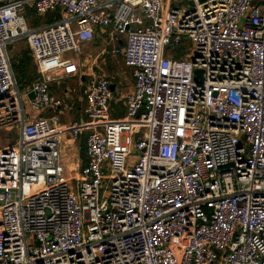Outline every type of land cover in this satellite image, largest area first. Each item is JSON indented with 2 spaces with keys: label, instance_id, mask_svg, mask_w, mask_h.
I'll use <instances>...</instances> for the list:
<instances>
[{
  "label": "built area",
  "instance_id": "1",
  "mask_svg": "<svg viewBox=\"0 0 264 264\" xmlns=\"http://www.w3.org/2000/svg\"><path fill=\"white\" fill-rule=\"evenodd\" d=\"M182 4L0 0V132L20 131L0 149V264H264V0ZM97 32L133 89L90 76L62 125L74 105L51 87L81 76L66 55ZM21 41L39 74L23 90ZM23 92L48 116L28 122ZM84 134L68 180L63 148Z\"/></svg>",
  "mask_w": 264,
  "mask_h": 264
},
{
  "label": "rangeland",
  "instance_id": "2",
  "mask_svg": "<svg viewBox=\"0 0 264 264\" xmlns=\"http://www.w3.org/2000/svg\"><path fill=\"white\" fill-rule=\"evenodd\" d=\"M182 7L190 9L193 6V0H182ZM46 20H42V23H45ZM113 46L107 45V43L104 41V38H101L99 33L96 34L95 39L82 47V53L77 54L75 52H70L66 55L67 58H77L82 63V74L79 77H76L75 79H63L62 85L59 90V95H63V89L69 88L70 86L75 89V92L73 93V101L75 103V109L77 110L79 97H82L84 95L85 87H80V81L85 80V82H89L90 76L92 75H106L112 80H116L118 82H121V85H117V89L115 92V97L119 99L121 96L127 95L132 87H133V79L132 74L129 69H126L123 65V61L121 57H115L111 53V49ZM192 49V48H191ZM104 51H107V53L103 54ZM189 56H194V51L190 50ZM11 56L21 61L22 59H26L29 57L30 62L28 63L31 72L36 70V65L34 60L32 59L31 53L29 51V47L26 44L25 41H21L18 43H15L10 52ZM14 58V59H15ZM34 73V72H33ZM24 99L23 103L26 108L27 113L30 112V100L25 96V92H23ZM121 95V96H120ZM80 103V102H79ZM81 104V103H80ZM79 104V106H80ZM28 115V114H27ZM74 116L79 115L73 114ZM78 116V117H79ZM77 117V118H78ZM74 117V119H77ZM31 120L30 115L27 116V121L29 122ZM20 131L17 129H13L11 131H1L0 132V149L11 146L14 144L18 138H19ZM84 138V139H82ZM85 138L86 136H82L77 143L73 146V148H76V155L74 154L75 151L73 148L68 149L67 147L63 148V165L66 169L65 178L70 180L72 179L76 167V160L77 156L79 157V160H81L82 151L85 150ZM82 161V160H81Z\"/></svg>",
  "mask_w": 264,
  "mask_h": 264
},
{
  "label": "crops",
  "instance_id": "3",
  "mask_svg": "<svg viewBox=\"0 0 264 264\" xmlns=\"http://www.w3.org/2000/svg\"><path fill=\"white\" fill-rule=\"evenodd\" d=\"M97 33H99V35L101 36V38H103L104 36L100 33V32H97ZM11 52V51H10ZM10 56H11V54H10ZM119 57H121V56H119ZM15 58V56L14 57H12L11 56V60H12V63L14 62V60L16 59H14ZM122 58V61H123V57H121ZM36 65V64H35ZM123 65H124V62H123ZM37 67V66H36ZM125 67V66H124ZM127 69V68H126ZM38 71V70H37ZM131 74H132V72H131ZM76 78V77H75ZM75 78H68V79H75ZM132 79H133V77H132ZM65 80H67V79H65ZM111 81H112V83L114 84V87L115 88H117V85H121L120 83L121 82H118V81H116L115 79L114 80H112L111 79ZM80 87H85V90H84V95L82 96V97H79V102L81 103H79L78 102V106H77V110L74 108L75 107V103H74V101H73V98H72V96H73V93L75 92V89H73L71 86L69 87V88H64L63 89V95L62 96H60L59 95V90L61 89V88H63V87H61V85H62V81L60 82H56V83H54L53 85H52V87H51V91H52V93H53V95L54 96H56V97H62V98H67L73 105H74V107H73V109H72V111H70V112H67V113H65L64 115H62L61 116V121H62V125H65V126H67V125H69V123H74V122H77V121H80L83 117H84V109H85V106H86V89H87V85H88V82L86 83L85 82V80L83 79V80H81L80 81ZM133 86H134V81H133ZM132 89H133V87H132ZM132 89H131V91H132ZM130 91V92H131ZM121 96V95H120ZM123 96H121L120 98H122ZM119 98V99H120ZM121 103L122 102H120L119 103V105H120V107H121ZM79 104H80V106H79ZM29 113H31V118H33V117H36V116H44V117H47L48 116V114L49 113H40V114H35V113H33L31 110H30V112ZM79 114L80 113V116L79 115H77V116H74L73 114ZM79 116V117H78ZM74 117L75 118H77V119H74ZM18 130V129H17ZM19 131V130H18ZM87 134H84L83 135V137L84 136H86ZM82 139H84V138H82ZM67 147V146H66ZM71 148H73V146L71 147ZM70 148V149H71ZM85 148H86V139H85ZM74 149V151H75V155H76V148H73ZM82 154L83 155H81V160H79V157L77 156V160H76V162H84V160H86L87 159V156H86V153H84V150L82 151Z\"/></svg>",
  "mask_w": 264,
  "mask_h": 264
},
{
  "label": "trees",
  "instance_id": "4",
  "mask_svg": "<svg viewBox=\"0 0 264 264\" xmlns=\"http://www.w3.org/2000/svg\"><path fill=\"white\" fill-rule=\"evenodd\" d=\"M55 17L58 18L59 15L57 14ZM52 18L53 16L45 18L46 20L45 23L51 22L53 20ZM33 25H35V23H33ZM30 60L31 59L27 57L26 59H22L21 61H18L17 59H15L13 62L14 73L19 83V86L22 90L30 88L33 85V83L39 79L37 67H36V70L33 71L34 73L31 72L30 70V67L28 65ZM84 153H86V148L84 150ZM86 162H87V159L84 160V164H86Z\"/></svg>",
  "mask_w": 264,
  "mask_h": 264
},
{
  "label": "water",
  "instance_id": "5",
  "mask_svg": "<svg viewBox=\"0 0 264 264\" xmlns=\"http://www.w3.org/2000/svg\"><path fill=\"white\" fill-rule=\"evenodd\" d=\"M201 75H202V72L201 71H197V77L201 78ZM111 90L114 92L115 91V87L112 86ZM34 97H35V94L33 92L29 94V98L30 99H33ZM121 117H123V115H121Z\"/></svg>",
  "mask_w": 264,
  "mask_h": 264
}]
</instances>
